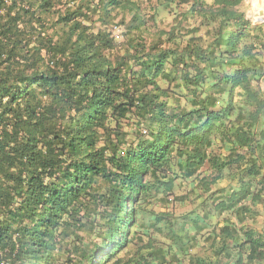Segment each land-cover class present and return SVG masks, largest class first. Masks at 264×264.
<instances>
[{
  "label": "trees",
  "instance_id": "16d2710c",
  "mask_svg": "<svg viewBox=\"0 0 264 264\" xmlns=\"http://www.w3.org/2000/svg\"><path fill=\"white\" fill-rule=\"evenodd\" d=\"M243 1L0 0V264L263 263Z\"/></svg>",
  "mask_w": 264,
  "mask_h": 264
},
{
  "label": "rangeland",
  "instance_id": "374dc122",
  "mask_svg": "<svg viewBox=\"0 0 264 264\" xmlns=\"http://www.w3.org/2000/svg\"><path fill=\"white\" fill-rule=\"evenodd\" d=\"M254 2H255V6H254L252 0H244L240 6V9L245 12L247 17H249L254 24L255 23L256 24L263 23L264 22V0H254ZM256 19H260V20H256ZM118 32H120V31H117V33ZM188 185H190V183H188ZM183 186L177 187L176 192L182 193L185 190V187H183ZM191 208H192V204H190V203L170 204V209H173L172 211L176 215H181L185 212H188ZM156 209L159 210V207H156ZM257 224H258L257 228L264 231V211H263V214L260 217L259 222ZM203 253H204L203 250L201 252H199V254H201V256L203 255ZM185 261H186V263L188 262L187 258H185ZM262 264H264V261Z\"/></svg>",
  "mask_w": 264,
  "mask_h": 264
},
{
  "label": "built area",
  "instance_id": "2783aa9c",
  "mask_svg": "<svg viewBox=\"0 0 264 264\" xmlns=\"http://www.w3.org/2000/svg\"><path fill=\"white\" fill-rule=\"evenodd\" d=\"M117 31H120V29L119 28H116V33H117ZM119 33V32H118Z\"/></svg>",
  "mask_w": 264,
  "mask_h": 264
},
{
  "label": "bare ground",
  "instance_id": "6f19581e",
  "mask_svg": "<svg viewBox=\"0 0 264 264\" xmlns=\"http://www.w3.org/2000/svg\"><path fill=\"white\" fill-rule=\"evenodd\" d=\"M252 1H253L254 6H255V2H254V0H252Z\"/></svg>",
  "mask_w": 264,
  "mask_h": 264
}]
</instances>
